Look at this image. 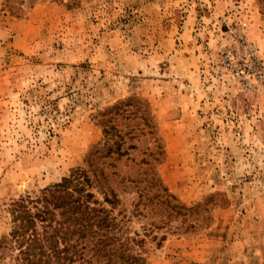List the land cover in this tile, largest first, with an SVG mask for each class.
Masks as SVG:
<instances>
[{
  "label": "rangeland",
  "instance_id": "374dc122",
  "mask_svg": "<svg viewBox=\"0 0 264 264\" xmlns=\"http://www.w3.org/2000/svg\"><path fill=\"white\" fill-rule=\"evenodd\" d=\"M103 120L113 215L166 233L146 264H264L257 0H0V240L9 204L83 166ZM151 178L202 206L169 214Z\"/></svg>",
  "mask_w": 264,
  "mask_h": 264
},
{
  "label": "trees",
  "instance_id": "16d2710c",
  "mask_svg": "<svg viewBox=\"0 0 264 264\" xmlns=\"http://www.w3.org/2000/svg\"><path fill=\"white\" fill-rule=\"evenodd\" d=\"M257 3L264 12V0ZM101 125L104 143L87 152L83 166L9 204L10 230L0 240L5 264H146L147 237L156 239L157 245L165 240L166 233L153 220L145 222L140 231L131 232L128 217L113 215L118 200L111 191L106 193L104 168L95 162L112 152L108 144L112 128L105 120ZM151 181L152 186H160L169 214H185L202 206L187 208L158 178ZM95 187L103 194L102 201L92 192Z\"/></svg>",
  "mask_w": 264,
  "mask_h": 264
}]
</instances>
